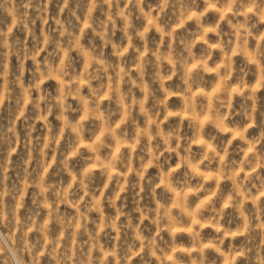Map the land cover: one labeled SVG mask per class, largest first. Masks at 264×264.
<instances>
[{
  "label": "rangeland",
  "instance_id": "obj_1",
  "mask_svg": "<svg viewBox=\"0 0 264 264\" xmlns=\"http://www.w3.org/2000/svg\"><path fill=\"white\" fill-rule=\"evenodd\" d=\"M242 3L244 8L238 3L229 11V0H195L194 3L193 0H186L190 11L196 13L189 20L181 17L171 2L160 12L161 0H143L141 7L144 14L133 8V14L128 17V24L131 25L128 35L132 36L129 42L123 31V18L116 19L114 32L112 25L108 24V33L103 38L98 34L100 25L108 22L110 14L108 6L100 0H97L94 9L93 0H68L67 7L64 6V0H31L27 8L24 5L28 4V0H15L14 12L6 0H0V73L7 69V87L11 91L10 99L6 98L0 105V193H7L3 196L4 205L15 208L19 220L32 225L34 230L29 234L30 241L43 244V233L36 230L43 228L50 239L61 237V252L71 244L75 264L86 259L89 264H115L113 252L119 255L133 243L134 229H138L146 239L156 237L165 255L160 257V253H157V257H160L158 260L149 256L145 249L140 255L131 256L129 264H193V261L195 264H201V261L203 264H264V227H261L264 225V71L250 62L254 58L260 59L259 53L264 52V22L257 14V8L264 7V0H242ZM129 7L125 0H121L120 8L125 10L126 15ZM248 7L253 11L249 13L245 24V17L235 13ZM25 12L27 19L21 21L20 17ZM148 13L151 15H146ZM13 15L17 17L15 26ZM157 15L161 20H155ZM45 19L47 23H44ZM58 19L72 33L71 39L67 33L61 36V28L56 23ZM33 20L34 24L31 23ZM165 24H170L174 29L172 36L157 30V25L164 27ZM241 24H245V28H240ZM209 28L214 31L205 33L204 29ZM167 30L165 28V33ZM245 30L249 33L246 38ZM138 32L144 33L143 38L137 35ZM45 35L49 36L47 45L43 43ZM113 44L116 48H113ZM125 47L128 51L119 55ZM25 49L26 53L21 51L20 55L17 54L18 50ZM38 50L39 54L36 55ZM101 53L106 63L112 66L107 74L97 73L95 62L90 63L93 57L99 58ZM167 57H171L174 62L177 58L181 62L187 61L189 66L182 68L180 63H170ZM229 57L233 74L228 83L234 90H239L243 81L244 91L243 95L235 94L234 91L231 108L221 109V115H228L224 124L229 129L243 130L249 124L252 125L244 133L247 142L238 136L233 138V131L221 132L208 122L211 109L216 106L213 92L217 87H223V66L229 63ZM204 60H207L206 67L213 71L193 67ZM61 61L73 77H84L87 66L88 74L94 78L87 82L82 80L78 93L73 91L68 95L66 90L62 93L64 84L55 78ZM218 67L219 76L216 72ZM46 68L49 69L47 72ZM21 69L25 88H30L33 83H38L40 87L39 91H29L25 115L18 119L21 105L17 102L23 101L24 93L16 86L15 79L20 76ZM260 69H264V59H260ZM40 73L45 75L42 77ZM169 76L171 79H167ZM161 77L163 88L159 79ZM117 80L121 91L127 94L131 90L136 100L144 99L146 92L143 86H147L145 107L149 109L148 115L152 116L153 112L158 111L160 128L164 133L178 129L185 141H193L191 155L194 165L205 152L204 146L197 141H208L209 150L215 147L220 152L219 160H214L210 165L205 161L196 169V173H205L208 177L207 188L217 192L213 198L216 211L220 212L225 203L229 204L223 208L219 231L214 223L208 222V211L204 212V221L200 218L204 193H200L199 197L190 194L185 196L178 186L184 185L186 180L192 187L201 183L199 174L194 177L186 175L192 170L182 164L181 157L186 155L183 150L180 156L175 152H164L161 161L167 160V163L163 169L156 166L147 168L142 192L139 187H135L139 178L134 172L128 176L126 185H118L115 178L110 182L99 167L100 161L107 163V158L117 157L122 159L123 164L131 162L132 167L138 169L140 158L144 156V141L135 152L128 147L137 130L143 129L146 124V117L139 112L138 105H134L131 115L126 117L124 113L127 112L128 101L121 107L112 96L101 99L100 111L106 118L103 123L90 111V89L97 90ZM130 80H135L136 84H131ZM185 81L194 87L199 85L203 92L209 94L207 99L196 97L197 114L205 104L209 105L208 112L199 120L193 119L194 114L188 110L190 102L184 95L187 87ZM67 83L72 85L71 81ZM4 84L5 79L0 76V91ZM62 95L66 97L62 101L63 109L59 103ZM250 95L252 98H249ZM40 96H46L48 100L41 101L37 109L35 102ZM159 100H166L167 111L173 113L167 119L162 106L158 105ZM253 101L256 107L254 114L251 113ZM49 107L51 113L48 112ZM41 116L47 119H40ZM109 116L110 120L107 119ZM122 119L125 123L121 125V131L127 133L126 140L124 137L119 138L124 143L123 147L106 135L101 136L104 128L109 124L114 126ZM69 126L76 127L77 131H71ZM13 127L14 133L9 131ZM53 137L58 141L53 145L55 151L49 148L41 157V146ZM211 137H215L214 142ZM100 139L108 146L95 154L89 151L88 146H94ZM157 142L162 144V141H154ZM182 144L187 146L184 141ZM171 147H176L175 140ZM225 148L227 155L224 153ZM74 151L76 155H72ZM255 154L259 156L260 166L253 171L245 161L251 160L255 164ZM65 159L67 165L62 163ZM221 161L239 172V189L232 180L214 178L221 168ZM123 164L120 171H124ZM242 166L244 170L239 171ZM88 169L92 171L86 180V187H82L79 179ZM149 180L152 184L148 183ZM155 184H159V187L155 188L154 199L152 186ZM167 185L174 187L175 192ZM119 187L125 190L119 192V200L113 206L110 200L114 199ZM238 191L242 195L237 196ZM229 196L233 197L232 202L228 201ZM93 197L100 201V210L88 212L86 206L94 203ZM237 200L243 201L242 209ZM157 202L162 210L180 205V208L172 207L176 219L163 223V231L153 222L155 211L144 213L147 218L143 222L141 211H137L138 207L155 210ZM185 207L191 211V217L183 214L182 209ZM121 209L123 215H119ZM118 215L119 219H116ZM114 220L117 228L131 221V228H121L119 240L116 239L117 230L110 226ZM246 224L249 230L244 231ZM197 230L200 232L199 237L195 236ZM225 230L229 234L225 235ZM240 231H244V234L231 235ZM221 237L222 245L217 243ZM206 244L212 246L204 247ZM0 249L3 250L0 264H33V256L23 251L19 233L14 235L13 226L7 221L0 223ZM134 251H139L138 241ZM240 252L244 255H240ZM40 264H58V260L43 251Z\"/></svg>",
  "mask_w": 264,
  "mask_h": 264
},
{
  "label": "clouds",
  "instance_id": "obj_2",
  "mask_svg": "<svg viewBox=\"0 0 264 264\" xmlns=\"http://www.w3.org/2000/svg\"><path fill=\"white\" fill-rule=\"evenodd\" d=\"M7 3H9L12 7H11V11H15V0H6ZM101 3L106 4L108 6L109 9V13L108 14V22L105 24L100 25V31H99V35H101V37L103 38L109 31L108 28V24L112 25V31H115V24H116V19L119 18H123L125 21V28L123 29V31L125 32V35L127 36L129 42H131L132 40V36L128 35V29L131 27L130 24H128V17L131 16L133 14L132 9H138L139 12L141 14H144V9L143 7H141V5L143 4V0H125V3L131 7H129L127 9V15L125 14V10H122L120 8V3L121 0H100ZM172 3L174 7H177L178 12L180 14L181 17H183L184 19H192L194 16H196L195 12H191L189 7L186 5V0H161V7L159 8L160 12H163L168 6L169 3ZM195 2V0H193V3ZM31 3V0H28V4H25L24 7L27 8L28 5ZM238 3H240V7L244 8V5L242 3V0H229V7L228 10L231 11L232 7L234 5H237ZM68 4V0H64V6L67 7ZM97 4V0H93V9L96 7ZM114 9V11H113ZM44 11H47V8H44ZM63 11V9H62ZM253 11V9L251 7L245 8L244 11H240L237 10V12L235 13V15L239 16V15H243L245 17V24L247 23L248 20V16L249 13H251ZM257 14L260 15V19L262 22H264V7H259L257 8ZM73 15H75V13H73ZM146 15H151L150 13L146 14ZM21 21H24L27 19V12L23 13V15L20 17ZM78 19V18H77ZM156 21L161 20V17L159 15H157L155 17ZM17 22V17L15 15H13V25L15 26ZM31 23H35V21H31ZM44 23H47V20H44ZM57 25L60 26L61 28V36H64L66 33L69 36V38L71 39L72 37V33L68 31L67 28L64 27L63 23L58 19L56 20ZM150 23H154V21H150ZM245 24H241L239 27L240 28H245ZM25 27H27V24H25ZM165 28H167V32L165 33ZM157 30L160 31L163 34H166L168 36H172L173 35V31L174 29L172 28V26L170 24H165L164 27H160L159 25H157ZM9 31H11V29H9ZM93 31H96V29H93ZM145 31H147V29H145ZM208 31H214V29H204V32L207 33ZM249 33L245 30V38ZM137 35L140 38H143L144 33L143 32H138ZM203 39V36L201 37ZM43 43L45 45H47L49 43V36L45 35L44 36V40ZM76 43H78V40L76 41ZM131 46V45H130ZM57 47L59 48V42H57ZM113 48H116V45L113 44ZM42 50V49H40ZM23 51L26 53V49L25 50H18L17 54L20 55V52ZM128 51V48L125 47L123 48L122 52L119 53V55H123V53H126ZM39 54V50L36 52V55ZM259 57L260 59H264V52L259 53ZM35 60V56L32 57ZM210 58V56H209ZM159 59V58H158ZM167 59H169L170 63H180V66L182 68H187L188 62L187 61H183L181 62L179 60V58H177V60L174 62L172 60L171 57H167ZM230 57H229V63L224 65V75L223 77H221L222 80V84L223 87H217L215 92L213 93L214 97H215V107H212L211 109V116L209 117L208 122L212 123L213 126L217 127L219 131L221 132H227V131H233L234 132V137L238 136L242 141H246V137L244 135V133L247 131V127H251L252 125L249 124L247 127H245L243 130L240 129H229L225 126L224 121L228 119V115H221V109L227 107V108H231V103H232V96L234 94H239V95H243V91H244V83L243 81H241V86L239 90H234L232 88V86L228 83V81L231 79L232 74H233V70H232V65L230 62ZM260 59H256L254 58L252 61L250 62H254L257 65V68L261 71H264V69H260ZM95 62L96 64V69L95 71L97 73H103V74H107L109 71V68H111V65H108L106 63V61L103 58L102 53L99 55V58L93 57L90 60V63ZM207 64V60H204L203 62H201L200 64L194 65L193 67H198L201 68L204 71H213V69H208L206 67ZM49 69L46 68L45 71L47 72ZM217 75H220L219 72V68L216 69ZM85 76L84 77H73L72 75L69 74V72L67 71V67L64 65V62L61 61L60 62V67L57 69V75H56V79H59L61 81L62 84H64V89H62V93L66 90L68 95H71L73 91H76L77 93L79 92V86L81 81H90L91 79L94 78L93 75L88 74V68L87 66L85 67ZM40 75L43 77L45 74L44 73H40ZM125 75H127V73H125ZM0 76H2L5 79V84L3 86V90L0 91V105H2L4 103V100L6 98L11 97V91L10 89H8L7 87V77H8V71L5 68V71L3 73H0ZM140 78H141V82H142V78H143V70L141 69L140 72ZM120 79H122V77H120ZM161 80V88L164 87L163 85V78H159ZM167 79H171V76L167 77ZM262 79H264V77H262ZM68 81L72 82V85L69 86L68 85ZM130 83L135 85L136 81L135 80H130ZM187 87L185 88L184 91V95L187 96L189 98V102H190V107H189V111L192 112L193 115V119L195 120H199L200 117H202L203 115H205L208 110H209V105L205 104L202 108L201 111L199 112V114L196 113V106H195V101H196V97L200 96V97H204L205 99H207L208 97V93L203 92L202 89H200L199 85H196L195 87L189 83L188 81H185ZM15 84L17 87L21 88L23 93H24V99L23 101H18L17 103L21 105V110L19 112V116L18 119L20 117H24L25 112H24V108L26 107V104L28 102V93L29 91H39V87L40 85L38 83H33L30 88H25L24 84H23V69H21V74L20 76L16 77L15 79ZM146 92V95L144 97L143 100H136L133 98L131 90H129V93L125 94L121 91V88L119 86L118 80L116 82H113L109 85H106L104 87H101L100 89L97 90H91L90 89V95H91V99H92V104H91V108L90 111L93 113V115L99 119L102 123L105 121V116L104 114L100 111V101L101 99H107L109 98V96H112L115 98V101L117 103L118 106H125V101H128L127 103V112L124 113V115L130 116L131 115V111L134 105H138L139 107V112L141 114H143L146 117V124L145 127L143 129H138L137 130V134L136 136L133 138L131 144L128 145V147L130 148V151L135 152L137 146L141 145V142L144 141L143 144V152H144V156H142L140 158V168L138 169H134L132 167L131 162L127 163V164H123L122 159L117 158V157H111V158H107V163H105L104 161H100L99 162V167L103 170V172L108 176V180L111 182L114 178L117 181L118 185H126L127 183V178L130 174H132L133 172L135 173V175L139 178V183L137 185H135V187H139L141 192L143 191V182L145 180V176L144 173L146 172L148 167H152V166H156L157 168L163 169L165 163H167V160L162 162L161 161V157L164 155V152H175L177 154V156L181 155V150H183L184 153H186L185 156L181 157V161L184 167H186L187 169L192 170L190 173H186V175L188 176H192L194 177L196 174H199L201 177V183L199 185H197L196 187H192L190 182L188 180L185 181L184 185H178L179 187L182 188V191H184L185 196L187 195H195L197 197H199L200 193H204L205 195V200L204 203L201 204L200 206V218L201 220L204 219V212L208 211L209 212V219L208 222L209 223H214L217 226V230L219 231V220L222 219L223 216V208H226L229 206L228 203H225L223 205V207L221 208L220 212H217L216 209L213 206V198L217 196V192L215 190H210L207 188L206 185V179L208 178L206 176L205 173H196V169L199 167V165L204 164L205 161L208 162V165H210L214 160H219L220 159V152H218L216 150L215 147H211L209 150V145H208V141L205 140H199L197 141L198 143L202 144L205 148V152L202 155V158L194 165L192 162V155H191V146L193 141L191 139L188 140H184V138L181 136L179 130H175L173 132H169V133H164L163 130L160 128V121H159V112L155 111L153 112L152 116L148 115L149 109H147L145 107V103L148 99V95H147V86H143ZM5 93H7L8 95L5 96ZM223 94V95H221ZM66 97L64 95L61 96V99L59 101L60 103V107L63 109V99H65ZM249 98H252V96L250 95ZM48 100V97L46 96H40L37 98V101L35 102V107L37 109L40 108V102L41 101H45ZM158 105L162 106L163 110L166 113L165 119H167L168 116L173 115V113L168 112L167 111V102L166 100H159L158 101ZM70 107V106H69ZM88 106L86 105V108ZM51 107L48 108V112L51 113ZM256 111V107H255V101H253V106L251 109V113H255ZM156 117L155 119L153 118ZM246 116L249 119H252V116L249 115L248 113H246ZM40 119H47L46 116H41ZM110 120V116L107 118ZM217 121H219V123H217ZM125 123V120H121L118 124H115L114 126L112 124H109L108 127L104 128V131L101 133V136H107L109 138H111L113 141H115L116 143H119L121 145V147L124 146V143L119 139L120 137H124L125 140L127 138V133L121 131V125ZM153 126H154V131H153ZM71 128V131L76 132L77 129L74 126H69ZM9 131L13 132L15 131L14 127L12 129H9ZM60 135H63V129H61L60 131ZM213 142L215 141V137H211L210 138ZM175 140L176 141V147L173 148L171 147L172 141ZM154 141H162V144L157 142L154 143ZM182 141H184V143H186V147L183 146ZM58 141L56 140L55 137H53L48 143H45L41 146L40 148V154L41 157H43L45 155V150L51 148L53 151H55V148L53 147V145L55 143H57ZM29 143H31V139H29ZM108 145H106L104 143L103 139L98 140V142L95 143V145H89L88 146V150L93 152L94 154L99 152L101 148L106 147ZM163 149V150H161ZM78 151V149H77ZM224 153L225 155H227V149H224ZM77 153L74 151L72 153V155H76ZM145 156L147 157V159H145ZM255 159H256V163L253 164V161L251 160H246L245 163L252 167V170L255 171L256 167H259V156L258 154H255ZM29 160H31V149H30V155H29ZM53 160H55V157H53ZM62 163H64L65 165H67V159H65L64 161H62ZM123 164V168L124 171H120L119 168L120 166ZM244 168L243 166L240 167L239 171H243ZM91 169H88L87 172L82 173L79 179V183L82 187H86V180L88 179L89 173L91 172ZM239 175V172L234 170L231 165L227 164L224 161H221V168L218 170V172L215 174L214 178H223V179H229L232 180L234 184H236L237 189H239L240 185L237 183V177ZM245 179H247V176L245 177ZM149 184H152V181L149 180L148 181ZM159 187V184H155L152 186V193H153V198H156V193H155V188ZM166 187H168L171 191L175 192V188L172 187L171 185H167ZM125 188L124 187H119V190L117 192V194L115 195L114 199L110 200V203L115 206V203L117 200H119V192L124 191ZM45 191H47V189H45ZM7 193H0V223H3L5 221H7L8 223L12 224L13 226V234H17L19 233V241L22 245V249L23 251L28 252L30 255L33 256V264H40V257L43 255V251H47L48 254L53 258V259H57L58 260V264H75L74 261V257L71 251V244L69 243L68 246L64 247L63 251L61 252L60 250V246H61V237H57L55 240H52L49 238L47 232H45V230L43 228L40 229H36L38 231H41L43 233L42 239H43V244H40L39 241H37L36 243H33L32 241L29 240V234L31 233V231H33V227L32 225L22 222L19 220L18 216H17V210L15 208H7L4 205L3 202V196L6 195ZM65 195H67L65 193ZM237 196L242 195V193H240L239 191L236 193ZM94 203H90L89 205H87V211L91 212L92 210H100L99 209V204L100 201L98 199H95L93 197ZM228 201L232 202L233 201V197L229 196L228 197ZM237 203H239L240 208H243V201L242 200H237ZM158 206L155 210H150L147 208L144 209H140L139 207L137 208V211H141L142 213V218H141V222H143V219H146L147 216L144 215V213L146 212H150V211H155V220L153 221L154 223H157L158 228L163 231V227L162 224L163 223H169L171 221H174L176 219L175 216H173L172 214V207H176V208H180L179 204L173 205L172 207H168L167 209H163L162 207L159 205V202H157ZM182 212L184 215H187L189 217H191V212H189L186 208L182 209ZM123 211L122 209L119 210V215H123ZM241 216L244 215L243 211H241ZM119 215L116 217V219H119ZM11 218V219H9ZM112 228L117 230V237L116 239L119 240V233L121 231V228H123L124 230H127L128 228H131V221L129 220V223L126 225L121 226V228H117V225L115 223V220L111 223L110 225ZM202 226V225H201ZM261 227H264V225H262ZM248 226L247 224L245 225V229L244 231H247ZM189 231L191 232L192 230L189 229ZM244 231H240V232H235V233H231V235L235 236V235H243ZM134 240L133 243L129 244L127 246V248L121 252L119 255H117V253L114 251L113 252V256L115 257V264H129V258L131 256H138L141 254V252H143L145 249L148 250V254L151 257H156L158 260L160 259V257H163L165 255L164 249L160 248L159 245L157 244V240L156 237H153L152 239H146L144 237H142V235L139 233L138 229H134ZM229 234L227 230H225V235ZM157 235H159V233H157ZM200 232L197 230L195 231V236L199 237ZM162 239V237H161ZM139 242V251H134V249L136 248V242ZM15 242V241H14ZM217 243L219 244H223V238L221 237ZM262 244H264V240H262ZM39 245V248H38ZM49 245H51V248H49ZM212 245H204V247H210ZM40 249H43V251H41ZM218 250V249H217ZM201 251H203V249L201 248ZM251 251V250H249ZM3 250L0 249V254H2ZM157 253H160V257H157ZM240 255H244L243 252H240ZM101 260L103 258H100ZM143 259V257H142ZM80 264H89V261L86 260H82L80 262ZM147 264V262H146ZM193 264H195V261H193ZM201 264H203V261H201Z\"/></svg>",
  "mask_w": 264,
  "mask_h": 264
},
{
  "label": "bare ground",
  "instance_id": "obj_3",
  "mask_svg": "<svg viewBox=\"0 0 264 264\" xmlns=\"http://www.w3.org/2000/svg\"><path fill=\"white\" fill-rule=\"evenodd\" d=\"M211 6V5H210ZM211 29V28H210ZM219 68V67H218ZM214 93V92H213ZM209 119V118H208ZM208 123V122H207ZM200 138V137H199ZM203 138H205V137H203ZM201 139V138H200ZM209 143V142H208ZM210 144V143H209ZM83 147V146H82ZM201 170V169H200ZM199 171V170H198ZM185 205V204H184ZM186 208V207H185ZM189 209V208H188ZM191 212V211H190ZM186 217V216H185ZM193 217V216H192ZM198 218V217H197ZM193 220V219H192ZM195 221V220H194ZM197 221H199V220H197ZM204 221V220H203ZM200 222V221H199ZM203 224V223H202ZM179 226V225H178ZM179 227H181V226H179ZM188 227V226H187ZM207 227H209V226H207ZM192 228V227H191ZM187 230H185V232H186ZM3 235V234H2ZM4 236V235H3ZM5 239V238H4ZM6 240V239H5ZM4 240V241H5ZM6 242V241H5ZM8 244V243H7ZM9 245V244H8ZM10 247V246H9ZM183 247V246H182ZM186 248V247H185ZM11 249V248H10ZM189 249V248H188ZM187 249V250H188ZM190 251H191V249H190ZM187 253H188V251H186ZM185 252V253H186ZM181 253V252H180ZM177 259V258H176ZM173 260H174V258H173ZM179 264V263H178ZM184 264V263H183Z\"/></svg>",
  "mask_w": 264,
  "mask_h": 264
}]
</instances>
